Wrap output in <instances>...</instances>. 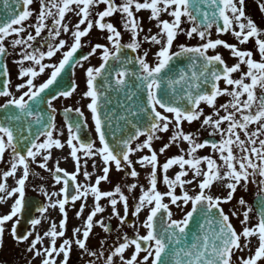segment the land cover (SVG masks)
<instances>
[{
    "label": "snow or ice",
    "instance_id": "6c2138e0",
    "mask_svg": "<svg viewBox=\"0 0 264 264\" xmlns=\"http://www.w3.org/2000/svg\"><path fill=\"white\" fill-rule=\"evenodd\" d=\"M0 3V98L5 100L0 103V205L12 200L10 211L0 214V248L11 222L12 239L26 244L25 250L41 264H69L74 247L82 256L94 258L88 264L101 260L103 264H264V27L246 13V0ZM258 9L264 16V3H258ZM142 11L154 22V34L152 28L145 31L139 17ZM68 14L78 18L72 27L66 21ZM117 15L119 28L106 20ZM94 28L106 32L105 44L82 43ZM213 30L217 36L230 33L237 43L212 39ZM123 34H129V42H122ZM181 35L198 43L174 44ZM221 45L236 60L231 66L218 51ZM84 47L90 51L77 56ZM98 51L99 66L84 68ZM10 57H16L12 63L21 81L14 90ZM77 68L84 69L82 99L89 101L91 125L81 107H65L61 128L54 102L78 91ZM223 97L226 102L218 103ZM194 122L200 125L197 132H186L183 125ZM65 129L67 138L62 140ZM201 130L208 139L200 140ZM162 134L170 135L159 155L173 146L179 151L163 164L153 146ZM65 147L74 161L72 173L54 159V151ZM204 149H210V154L201 156ZM134 155H138L135 161ZM96 158L100 175L95 173ZM89 161L93 172L87 170ZM135 165L150 169L147 189L126 181L112 190L101 189L102 182H110L113 167L125 177L137 178ZM174 165L178 171L170 177ZM33 166L48 173L54 183L45 186L46 178ZM81 174L88 183L78 182ZM30 178L44 182L31 191L47 202L34 209L39 218L30 216L29 228L20 233L30 210ZM161 182L164 192L158 190ZM56 186L57 191L50 190ZM214 186L226 190V196H213ZM250 186H254L251 201L241 196L236 210L226 212L224 205L234 200L238 189L249 192ZM138 187L136 197L132 194ZM102 201L111 208L107 220L119 222L117 239L111 243L101 239L99 250H92L88 242L96 226L105 234L113 232L104 218L96 219L106 211ZM77 202L75 216L83 217L82 226L72 228L68 236L66 206L75 207ZM171 206L181 218H174ZM51 210L61 216L58 225L46 215ZM142 213H146L143 220ZM129 215L136 219L129 222ZM234 218L241 225L239 231ZM42 221L49 223L43 233L38 231ZM124 226L133 230L132 236L123 231ZM45 238L50 241L47 246Z\"/></svg>",
    "mask_w": 264,
    "mask_h": 264
},
{
    "label": "flooded vegetation",
    "instance_id": "af4514ba",
    "mask_svg": "<svg viewBox=\"0 0 264 264\" xmlns=\"http://www.w3.org/2000/svg\"><path fill=\"white\" fill-rule=\"evenodd\" d=\"M258 3H264V0H246V13L248 15H250L254 20H256V22L261 26L264 27V16H262V14L260 13L259 9H258ZM104 6L101 5L99 10H103ZM70 19H74V20H78L77 17L73 16L72 14H68V16L66 17V21H69ZM118 19L119 16L117 15V19L113 20L111 18H106V20H109L110 22L117 24L118 28H119V24H118ZM83 27V26H82ZM119 30H121L123 32V29L120 28ZM63 36V35H62ZM61 36V38H62ZM126 34H123V38L125 37ZM106 32H101L98 29L94 28L91 33L89 34L88 37L86 38H82V43L84 44H91V45H95L96 43H100V44H105L106 43ZM222 39L223 41L229 43V44H236L237 41L235 40L234 37L231 36V34H224L221 36H217L215 34V31L213 30V35H212V39ZM194 40V44L196 45L198 43L197 39H193ZM69 44L72 42L71 40H68ZM144 47H147V45H145ZM238 47H243V46H238ZM248 48H251L252 45L249 44L247 46ZM84 49L88 52L90 51V47H84ZM218 51L219 53L222 55V57L225 59L226 63L229 64V66H231L232 64H234L236 62L235 58H233L231 56V52L229 49H224L223 46H218ZM210 54H211V50H210ZM99 51L97 53V55L95 57L90 58V64L88 62H85L84 68H87L89 66H99L100 64V60H99ZM16 57H10L8 60V63H10L9 70L11 73V82H12V90H14V86L18 83H20L21 81H19L17 79V70L13 69L12 67V59H14ZM59 56L54 58L55 60H58ZM258 58V57H257ZM43 77V76H42ZM41 77V78H42ZM40 78V79H41ZM39 79V80H40ZM75 79H76V83L78 84L79 82H83L82 83V87L85 89V74H84V69L81 68H77L75 71ZM37 81V83H39L40 81ZM71 99L72 97L68 98V99H63L61 98L59 101L54 102V106L57 109V118H56V123L59 127L63 128L64 127V117L61 115L60 110L61 108L64 107H68L71 104ZM228 98L223 97V98H218V103H224L226 102ZM85 101V99H83ZM5 102L4 98H0V103ZM73 105V104H72ZM205 112L206 114H210L211 110L208 109L205 106ZM86 116L89 119V124L91 125V119H90V113L85 112ZM184 130L186 132H197V130L200 128V125L196 122H194L191 126H189L187 123H185L183 125ZM93 138L95 137V134L92 133ZM170 134H162V139L160 141H155L154 142V148L155 150H159V148H161L163 146L164 143L168 142V136ZM199 136H200V140L203 141L204 139H208V134L206 131L201 130L199 132ZM67 138V131L65 129L64 132V137L62 138V140ZM143 139V138H141ZM218 139V137H217ZM177 148L175 146L171 147L170 149L166 150L165 153L163 155H159L158 152V159L160 162L164 163L166 161V159L171 156L172 154L176 153ZM69 149L67 147H65L63 150H55L54 151V159H59L61 160V163L63 164V168L68 171L69 173H72L75 170V166H74V161L71 159V157L69 156ZM178 151V150H177ZM147 154V153H146ZM201 156L203 155H208L210 154V149H204V150H200L199 153ZM64 157H69L67 159V161H64ZM138 158V155H134L132 157V159L135 161V159ZM96 162H97V169L95 170L96 175H100V171H99V158H96ZM51 165V164H50ZM52 166V165H51ZM50 166V167H51ZM34 170L38 172V168H35V166H33ZM87 170L89 172H93V168H92V161L88 162V166H87ZM83 171V170H82ZM140 174V173H139ZM95 180V176L92 177V182H94ZM121 181H126L127 183H137L138 185H142L145 187V189L148 188L149 183H148V178L143 177V176H138L137 178L133 179L131 177H125L124 173H117L114 169V167L112 168V170L110 171V182H102L100 187L102 190L107 191V190H112L114 188V186L121 182ZM78 182L80 183H88L87 181L84 180L83 175L81 174L78 177ZM38 185V181L37 179H33L31 178V187ZM252 189H254V186H250V193L252 195ZM122 190L125 192L126 195H128L126 188L123 187L122 184ZM166 190V188H163L159 191L164 192ZM29 192V191H28ZM211 194L213 196H221V197H225L227 192L226 190L222 189L219 186H214L211 189ZM136 197H138L140 195V191H139V187L137 189L134 190V193L132 194ZM246 195L247 192H244L242 189H238L237 193L235 194V198L232 202H230L227 205H224L225 211L227 212L229 209H233L236 210V208L234 206L237 205V201L238 199L243 196L246 199ZM167 202V199L164 201ZM88 203L91 204V198H89ZM102 205L106 208V211L104 214L102 215H98V217L96 219H100V218H104L106 223H109L111 228L113 229V232L111 234H105L102 229L98 226H96L93 230L94 233V238L90 237L89 239V243L88 246L90 247V249L92 250H99V241L101 239H107L109 241V243H111L112 241H115L117 239L116 237V229L119 226V222L117 219L113 218L111 219V221L107 220V217L111 215V208L110 206L107 204V201H102L101 202ZM130 208L132 205V200L130 198ZM120 207L121 210V215L123 214L122 211V207ZM79 208V202H77L75 207L72 206H66V209L68 211V223H67V228L69 229V233L68 236H71V229L74 227H81L82 226V222H83V217L81 219H76L75 216V212L78 210ZM175 209V210H174ZM171 210L173 211L174 215L176 214L179 218L181 217V213L175 208V206H171ZM8 211L6 209H2L0 214H6ZM88 215V209L86 208L85 213H84V217H86ZM146 215V213H142L140 216V219L143 220L144 216ZM49 216L54 219L57 223L59 222L61 216L58 215V210H51L49 212ZM38 218V215H37ZM136 218L132 217L131 215H129L128 217V221H134ZM11 222H8L7 227H10ZM123 231L126 232L129 236L133 235V230L124 226L123 227ZM141 234H144V230L141 229ZM94 243V245L92 244ZM130 252L126 253V257H130ZM94 259L92 257H88L87 255H83L81 254L80 250L76 249L74 247V253H72L69 264H88V261ZM0 264H27L26 262L23 261V252H22V247L21 244H17L13 239L11 234H9L7 236V239L4 240V244L3 247L0 250ZM97 264H103V260L98 261Z\"/></svg>",
    "mask_w": 264,
    "mask_h": 264
},
{
    "label": "rangeland",
    "instance_id": "374dc122",
    "mask_svg": "<svg viewBox=\"0 0 264 264\" xmlns=\"http://www.w3.org/2000/svg\"><path fill=\"white\" fill-rule=\"evenodd\" d=\"M33 7H35V5H34ZM139 16H141L142 18L145 17V18H143V19H144V21H147V22H145V24H144V21H143V19H142V21H143V26H145V29H146L148 26H149V28H152V32H153V34H154V33L157 31V29L154 27V22H149V21H148L147 17L149 16V13H148L147 11H142V12L140 13ZM166 18H167V17H166ZM185 27H187V25H185ZM191 42L194 43V40L188 41V40L186 39L185 36L181 35V36H179L178 39L174 42V44H179V43L190 44ZM156 50H157V49L154 48V49L152 50V53H154ZM151 59H152V56H149V60H150V61H151ZM183 146H184V144H182V147H183ZM135 167H136L137 169L140 168L139 165H135ZM142 169H145V168H142ZM176 171H178V166H175V165H174L173 168L169 170L168 175H169L170 177H173V175H174V173H175ZM158 174H159L158 176L162 175L159 171H158ZM7 183H9V180L7 181ZM161 183H162V182H161ZM158 185H160V183H159ZM11 203H12V200H9V201H7L6 204L0 205V212H1L2 209H6V210L9 212V211H10V205H11ZM242 211H243V209L241 208L240 212H242ZM46 215L49 216V213L46 214ZM58 215L60 216L59 213H58ZM240 218L242 219V215H241ZM234 219H235V218H234ZM235 220L237 221V223H238V225H239V230H241V225L239 224V220H237V219H235ZM57 225H58V223H57ZM48 227H49V223H46V221H42V226H38V231L41 232V233H43V231L46 230ZM49 242H50V241H49L48 238H45V239H44V245H45V246H47V245L49 244ZM59 242H60V240L57 241L58 244H59ZM252 243L255 245V244H256V241L253 239ZM24 245H25V247H27L26 244H24ZM24 250H25V249H24ZM25 252H26V250H25ZM26 254H31V253L26 252ZM38 264H41L40 259H38Z\"/></svg>",
    "mask_w": 264,
    "mask_h": 264
},
{
    "label": "water",
    "instance_id": "95a60500",
    "mask_svg": "<svg viewBox=\"0 0 264 264\" xmlns=\"http://www.w3.org/2000/svg\"><path fill=\"white\" fill-rule=\"evenodd\" d=\"M0 8H2V3H0ZM36 202H37V199L29 198V209H30V210H29V212L25 215V220H24V222H22V224L19 226V230H20V229L25 230L28 218L30 217V215H31V213L34 211V209H35L36 207L39 206V205L36 204Z\"/></svg>",
    "mask_w": 264,
    "mask_h": 264
}]
</instances>
